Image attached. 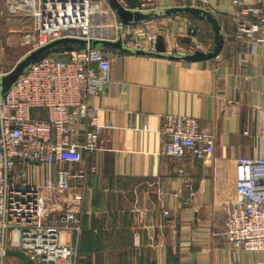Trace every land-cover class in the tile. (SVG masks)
<instances>
[{
  "label": "crops",
  "instance_id": "obj_1",
  "mask_svg": "<svg viewBox=\"0 0 264 264\" xmlns=\"http://www.w3.org/2000/svg\"><path fill=\"white\" fill-rule=\"evenodd\" d=\"M210 5L224 40L218 55L184 60L190 54L175 59L120 54L111 83L92 98L100 124L112 128L104 130L101 150L92 158L81 155L97 172L74 182L84 195L79 215L85 230L77 241L84 263L264 264V252H242L224 236L236 201L237 158L264 157V44L240 36L230 0ZM174 18L161 19L169 32L168 41H161L164 49L178 40L184 50L199 44L193 55L212 52L211 24L194 19L197 34L189 35ZM3 19L9 29L24 28L22 42L32 34L25 31L30 20ZM208 28L212 41L201 38ZM9 34L0 39V57L9 48ZM168 116L199 120L201 131L215 137L214 154L205 161L164 155L158 132ZM164 209L170 217L163 216Z\"/></svg>",
  "mask_w": 264,
  "mask_h": 264
},
{
  "label": "built area",
  "instance_id": "obj_2",
  "mask_svg": "<svg viewBox=\"0 0 264 264\" xmlns=\"http://www.w3.org/2000/svg\"><path fill=\"white\" fill-rule=\"evenodd\" d=\"M117 1L134 13L182 6L217 15L210 0H168L169 6L164 5L165 0H137L141 6L135 8L124 0ZM230 1L240 36L264 44V0ZM4 5L7 19L31 21L32 34L25 37V44L32 46L29 52L58 40L79 39L120 40L131 50L155 54L159 42L169 37L159 18L145 25L119 23L107 0H5ZM174 17L177 23H185L189 35L195 34L193 18L181 14ZM99 19L107 24L98 25ZM104 28H110L115 37L107 39L96 32ZM199 48L196 44L184 50L175 40L163 54L191 56ZM120 54L88 47L65 54V61L43 59L28 67L0 96L1 261L8 250L16 249L35 264H78L84 195L74 182H83L88 172H97V165L87 167L81 155L92 158L101 150L99 138L112 126L100 124L91 101L111 83V71ZM7 73L0 60V79ZM158 133L164 142V155L171 158L205 161L214 154L215 137L201 131L199 120L168 116ZM179 174L186 187L191 186L189 175L185 171ZM235 192L224 236L237 250L263 253L264 157L237 158ZM162 214L170 217L167 209Z\"/></svg>",
  "mask_w": 264,
  "mask_h": 264
},
{
  "label": "water",
  "instance_id": "obj_3",
  "mask_svg": "<svg viewBox=\"0 0 264 264\" xmlns=\"http://www.w3.org/2000/svg\"><path fill=\"white\" fill-rule=\"evenodd\" d=\"M127 3V6L135 8L141 6L137 0H124ZM108 4H110V8L117 16L119 23L121 24H140L142 22H146L150 19H157L162 17H171L176 15H188L191 18L199 21H206L211 24L212 29L214 31V46L212 52L206 54H201L199 52L195 53V55L190 57L183 58L184 60H195L198 58H208L218 55L221 52L222 44H223V35L221 31V24L218 19L210 13L208 10H204L197 7H168L156 12L149 13H134L128 10H125L117 0H107ZM91 49H110L114 52H119L121 54H134V55H142L149 57H158L163 59H175V56H165L163 53L165 51L162 42H159L158 53H145L141 50H131L125 47L121 41L112 42V41H91L87 42L79 39H63L50 43L46 47H41L37 50L29 52L25 57H23L12 70H10L6 75H4L0 79V96H4L12 85L18 80L20 76H22L25 71L31 65L46 59L50 58L53 55H58L60 52L70 53L74 51H82L87 48ZM6 256H13L22 262V264H35L28 256H26L23 252L16 249H11L6 252Z\"/></svg>",
  "mask_w": 264,
  "mask_h": 264
},
{
  "label": "rangeland",
  "instance_id": "obj_4",
  "mask_svg": "<svg viewBox=\"0 0 264 264\" xmlns=\"http://www.w3.org/2000/svg\"><path fill=\"white\" fill-rule=\"evenodd\" d=\"M4 4H5V0H0V14L1 15L5 14L7 12L5 7H4L5 6ZM1 15H0V39L2 36H5L6 34H9V33H10L9 36H12L11 42L9 44V48L4 53H2L3 57L2 56L0 57L2 70L9 72L20 61L21 57L31 50L32 46L26 45L25 44L26 42L21 41V38L23 36L19 32H22L24 28L20 29L19 26H16V25H14V26H16V28L11 27L9 29L8 27H5L6 21L3 19L4 15L3 16H1ZM101 17L103 18V15H101ZM163 18H167V17H162L159 19H163ZM152 20L153 19H150L146 22H142L141 24L145 25L147 22H151ZM102 24L105 25L107 23L105 22V20L99 19L98 25H102ZM26 27L27 28L25 31H31V32L33 31V25L31 23V21H29V23ZM197 30H198V28H197ZM9 31H13V32H9ZM203 31H205V30H202L201 33ZM96 32L97 33L102 32L107 39H113L115 37L114 32L110 28H104L103 31L96 30ZM195 34H197V32ZM203 34L204 33H202L201 38L204 36ZM108 50H110V49H108ZM65 54H66L65 52H60L58 55L64 56ZM0 264H22V262L20 261V259H18L16 257L7 256L6 259H4L3 261L0 260Z\"/></svg>",
  "mask_w": 264,
  "mask_h": 264
},
{
  "label": "trees",
  "instance_id": "obj_5",
  "mask_svg": "<svg viewBox=\"0 0 264 264\" xmlns=\"http://www.w3.org/2000/svg\"><path fill=\"white\" fill-rule=\"evenodd\" d=\"M194 24H195V26L197 28V23L195 21H194ZM207 31H208L207 33L204 31L205 33L203 34L204 36L202 37V39L203 40H209V41L211 40L212 41L213 40V34H210L209 33V31H211V29L208 28ZM51 58L56 59V60H60V61H65V60L68 59V56H66V55H64V56H61V55H53ZM80 218H81V229H83V230H82L81 235L79 237V241L81 240L82 234H83V232L85 230L84 227H83L84 216L81 215ZM99 238H100L101 245L103 246V244L106 242V239L108 238V234L107 233H104V235L100 236ZM79 256H80V253H79ZM78 261H79L78 264H89V262H85L84 263L83 261H80V257L78 258Z\"/></svg>",
  "mask_w": 264,
  "mask_h": 264
}]
</instances>
